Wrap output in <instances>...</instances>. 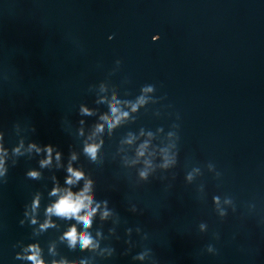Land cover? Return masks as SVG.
<instances>
[{
    "label": "clouds",
    "instance_id": "9594fccd",
    "mask_svg": "<svg viewBox=\"0 0 264 264\" xmlns=\"http://www.w3.org/2000/svg\"><path fill=\"white\" fill-rule=\"evenodd\" d=\"M111 110L113 113H117L118 110L115 104L112 105ZM82 111H84L85 113L88 112L87 109H82ZM103 119L109 120L108 117H103ZM118 119H119V116L116 117V120ZM115 122L116 121L109 120V126L112 127ZM102 130H103V126L98 125L97 131H102ZM98 147L99 145H88L85 147V152L93 160H95ZM30 148H35L37 152L40 151V149L36 147V145L34 144L30 145ZM142 149H143V146H142ZM0 151H2V149H0ZM45 151L48 153V157L47 159L41 161V167H44L51 163V159H52L51 154L53 151L52 147L47 146ZM140 154L141 155L143 154L142 150ZM56 159L59 160V153L56 154ZM73 159H75V156H73ZM2 167H3V162L0 161V169H2ZM68 173H69V176L66 180V183L69 185L76 183L83 177L82 172L73 169L71 166L68 167ZM29 175L32 177H36L39 175V173L31 172L29 173ZM141 175L145 176L146 173H141ZM90 187H91V181H86L84 189L78 194H73L70 190H65V194L61 196L60 199L55 204H53L47 209V213L49 215L55 214L56 216H61V217H68V218L75 217L77 221H82L85 229L89 228L91 225L92 216L94 215L97 208L99 207V205L92 207V202H93L92 196L88 194L90 192ZM59 191L60 189L58 188L53 189L52 195H56ZM38 203H39V200L37 198L33 202V205H32L33 211L38 206ZM82 210H87L84 215H80V212ZM108 214L109 213L107 211L103 213L104 216H107ZM33 223H35V220H33ZM48 226H49V222L46 221L44 224L41 225V229L47 228ZM65 238L69 240L70 245H75L77 239H79L81 246L84 248H87L89 245L93 243L91 237L87 235V233H81L78 236L74 226L65 234ZM26 251H31V255H28L26 258L28 260H31L33 264H44L42 260L38 259L39 249L36 245H30L29 249Z\"/></svg>",
    "mask_w": 264,
    "mask_h": 264
}]
</instances>
